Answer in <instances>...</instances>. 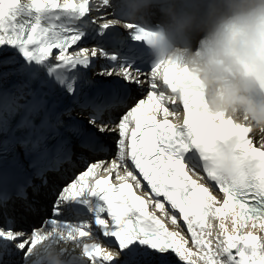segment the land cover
<instances>
[{"label":"snow or ice","instance_id":"snow-or-ice-1","mask_svg":"<svg viewBox=\"0 0 264 264\" xmlns=\"http://www.w3.org/2000/svg\"><path fill=\"white\" fill-rule=\"evenodd\" d=\"M91 10L90 0H0V213L17 203L22 213L35 211L28 189L38 196L40 187L32 176L46 185V173L72 165L77 149L80 155L103 152V137L118 130L111 163L90 164L56 201L84 206L118 247L85 242L93 239L87 221L47 220L82 246L80 257L67 253L71 264L84 258L92 264H176V258L197 264L193 256L200 264H264V235L246 230L248 221H260L264 233V143L255 146L249 129L208 114L198 99H177L174 69H161L152 56L146 76L143 55L129 39L147 46L148 31L128 21L117 0H99L96 19L87 18ZM117 21L131 30L129 38ZM88 39L96 43L81 46ZM97 61L107 62L98 72ZM132 84L146 88L147 99L129 107ZM177 102L184 113L180 126L168 118L181 111ZM75 109L87 111L88 119H76ZM113 172L118 186L110 183ZM89 176L99 178L90 186ZM84 209L69 204L66 211L79 218ZM210 217L218 223H208ZM43 231L33 229L26 238V231L0 227V264L20 254L29 264Z\"/></svg>","mask_w":264,"mask_h":264},{"label":"clouds","instance_id":"clouds-1","mask_svg":"<svg viewBox=\"0 0 264 264\" xmlns=\"http://www.w3.org/2000/svg\"><path fill=\"white\" fill-rule=\"evenodd\" d=\"M117 2L128 21L146 26L158 66L174 69L177 99H198L203 111L264 139V0ZM40 235L29 264H71L66 233L52 227ZM57 237L63 242L53 243Z\"/></svg>","mask_w":264,"mask_h":264},{"label":"bare ground","instance_id":"bare-ground-1","mask_svg":"<svg viewBox=\"0 0 264 264\" xmlns=\"http://www.w3.org/2000/svg\"><path fill=\"white\" fill-rule=\"evenodd\" d=\"M93 3V9H92V16L93 17H96V11H95V6L98 4V2H99V0H93L92 1ZM146 91L147 89L145 88V89H141V88H138L137 89V91L134 93V96H135V98H134V100H137V99H139V98H144L145 99V95H142V93H143V91ZM132 102H129L128 104H131ZM135 102H133L129 107H131L133 104H134ZM178 104V103H177ZM170 107H171V105H169ZM162 115V114H161ZM162 117V116H161ZM254 135H256L255 133H252V136H254ZM117 136H119L118 135V130H117V132H114V133H110V134H108V135H106L105 136V138L107 139V141H109L110 142V151H109V153L106 155V156H108V155H110V154H115V143H114V139L117 137ZM262 140H264V139H262ZM79 158L77 157V158H75V160H78ZM96 161H107L106 159H105V156H100L99 158H96V159H86V162L85 163H83L80 167H84V166H86V165H90V164H92V163H95ZM112 161V160H111ZM108 162V161H107ZM111 162H109V164H110ZM80 167H79V169H80ZM62 171V170H61ZM72 174L73 173H71L70 174V177L68 178V179H70V181L68 182V183H65L67 180H65L64 182H62V183H60V187H66L67 185H69V184H71L80 174H81V172L79 173V174H74V176H72ZM121 174L123 175V172H122V170H121ZM62 175H64V172L62 171ZM99 175H107V173H104V172H100L99 173ZM62 176H58V177H56V178H61ZM96 178H99V176H96V177H92V176H89V177H87L86 179L88 180V182H89V185L91 186L92 184H94V179H96ZM112 180L113 181H115V182H118L117 180H115V172H113V174H112ZM47 185L49 186V184L47 183ZM39 187H40V191L41 192H44L46 195L48 194V193H50L51 192V190H52V188L51 187H49V189H46L42 184H40L39 185ZM140 190V193L142 194V192H143V190H141V189H139ZM29 197H30V200H31V202L34 204V206L35 207H38V213H40V215L41 216H43L44 214H46V212H47V210H48V207L49 206H45V208L44 209H40V208H42V207H39L38 205H37V201H38V198H37V196H33V194H32V190L30 189L29 190ZM20 204H16L15 206H14V208H17L18 210H20ZM68 208V206L67 205H64L63 207H62V209H63V212H62V214H61V216L60 217H55L54 219H57V220H61V221H67V222H72V223H79V222H82L83 221V219H78V220H75L74 219V217L73 216H71L67 211H66V209ZM149 208H151V206L149 207ZM23 215H26V213H22ZM38 217V216H37ZM33 219H29V220H27L28 222H30V224H28L29 225V227L30 226H32V227H35V225L39 222V219H36L34 222L32 221ZM28 222H23V224H27ZM171 222V221H170ZM179 222H180V224L181 225H183V220L182 219H180L179 220ZM208 223H212V224H217L218 223V221L217 220H214V219H212L211 217L209 218V220H208ZM226 223H227V226H228V229H229V231H231V220H230V216L228 217V219L226 220ZM44 224H46V222H44ZM255 224V226H253ZM259 225H260V221H250L249 223H248V225H247V231H252L254 234H261V235H264V233H262L261 232V230H260V227H259ZM93 226V239L94 238H98L99 239V242L102 244V246L103 247H106L107 248V246H105L106 244H111V245H114L115 246V248L116 247H118V245H116L115 244V242H114V240L112 239V238H106V237H103V235H102V233H101V231H100V229H99V227L98 226H95V225H92ZM171 227H172V229H175V226L174 225H171ZM215 231H216V229H213V234L215 235ZM30 234L31 233H28V237H26V238H30ZM186 236H187V233H186ZM189 238V247H192V250H193V252H195L196 251V249L191 245V242H190V237H188ZM90 241L92 240V239H89ZM68 250H69V252L72 254V256H77V257H80L81 255H82V252H81V249H82V246L81 247H76L75 246V244L74 243H69L68 244ZM109 251H113V250H115V249H111V248H107ZM70 250H74V251H76V252H73V251H70ZM23 256H22V254H20V255H18L17 256V258L19 259V258H22ZM99 259V258H98ZM192 259L193 260H197V264H200V262L198 261V258L196 257V256H193L192 257ZM78 263L79 264H92V262L91 261H89L87 258H84L83 259V261H78ZM176 264H185V262H182V261H180L179 260V258H176Z\"/></svg>","mask_w":264,"mask_h":264},{"label":"rangeland","instance_id":"rangeland-1","mask_svg":"<svg viewBox=\"0 0 264 264\" xmlns=\"http://www.w3.org/2000/svg\"><path fill=\"white\" fill-rule=\"evenodd\" d=\"M131 104H132V103H131ZM131 104H129V106H130ZM115 155H116V150H115V154H114V153H113V154H110V155L106 156L105 159H106V160L108 161V163H109V162H111L112 159L115 158ZM88 166H89V165H87V166H85L84 168H82L81 171H79L77 174H79L80 172L83 173L84 171H86V169H87ZM69 181H70V179H69L68 181H66L65 183H68ZM59 191H60V190H59ZM167 222L169 223L168 226L170 227V229H172V227H171V225H172L171 222L168 221V220H167ZM185 234H186V230H185ZM111 249H115V247H111Z\"/></svg>","mask_w":264,"mask_h":264}]
</instances>
